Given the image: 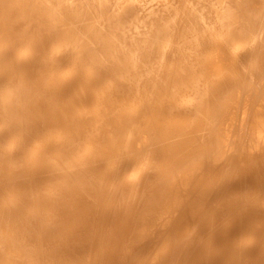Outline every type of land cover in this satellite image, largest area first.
Segmentation results:
<instances>
[{"label": "bare ground", "instance_id": "6f19581e", "mask_svg": "<svg viewBox=\"0 0 264 264\" xmlns=\"http://www.w3.org/2000/svg\"><path fill=\"white\" fill-rule=\"evenodd\" d=\"M0 264H264V0H0Z\"/></svg>", "mask_w": 264, "mask_h": 264}]
</instances>
